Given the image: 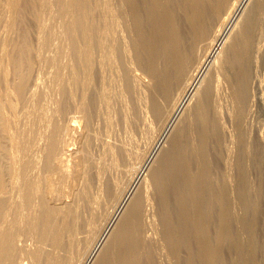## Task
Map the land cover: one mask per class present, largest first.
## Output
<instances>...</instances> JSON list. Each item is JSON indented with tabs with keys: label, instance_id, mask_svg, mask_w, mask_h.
<instances>
[{
	"label": "bare ground",
	"instance_id": "obj_1",
	"mask_svg": "<svg viewBox=\"0 0 264 264\" xmlns=\"http://www.w3.org/2000/svg\"><path fill=\"white\" fill-rule=\"evenodd\" d=\"M37 1H39V0H37ZM47 1L50 2L51 0H47ZM66 1L64 0V2H66ZM119 1L123 3V7L125 8V10H123L124 12L122 11L123 13H121V15H120L123 17L121 19H123V22L127 25L126 27L123 25L121 27L122 28L125 27L131 34L130 35L127 31V33L130 35V40L127 39L129 42L127 40H126L127 42L125 41L126 38L124 37L122 30H120L121 34L119 35V38L117 37L120 40V41L118 40L120 42V44H119L120 48H117V50L120 49L118 51H120V54L122 53L120 57L122 59V55H123V56H125V58L123 57V60L128 59L127 61H129V62H127L128 65L126 67H125V65L124 66L121 65V66L125 67V68L122 67L123 85L125 86L127 91H133V89H138V90L141 89V90H143L142 92L144 95L146 93L145 98H147V99H145V100H147V101H145V102H147L146 103L147 106L145 105L146 108L144 111H145L146 115H149L153 121H156L158 123V124L157 123L156 124L159 125V127H161V130L166 131V129H168V127L173 122L175 123V121L176 122L179 121V123L177 122V124H176L177 126L175 125V127L172 128V133H170L171 136L169 139L170 142L168 143L169 145H167L168 148L163 150L161 152V154H159L160 156H159L157 162L155 163V166L153 165L154 167H152V169L150 168L151 171L148 170L150 173L147 171L148 172L147 174H149L148 176L150 178L151 185L153 186L152 188H154V191H155V193L154 192L153 193L151 192V193L154 196L156 194V198H157V200L155 199L157 201V204H158L157 206L159 208V210L157 211L159 213H157V214L159 215L158 218H159V221L161 223L160 225L162 226V234L161 233L160 234L162 235V238L165 241L166 246H164V247H167L165 249L166 250L168 249L167 252L169 251V253H170V255H168V256L169 257L172 256V258L174 260V264H261L262 260L260 261V259L262 258V256H260V259H259L257 252L259 251L258 249L262 248V247L259 248V246H260L259 245V232H260L259 231V228H260V226H259L260 221L259 220H260V210H261L260 204H261V200H262L263 193H264V190H263V186H264L263 181L264 180H263L262 174L260 172L261 170H263V165H264V150H263L264 147H262V145H261L264 142L261 143L262 140L259 139L262 136L257 138V139H254L253 141H250V139L248 138L249 136L245 133L243 122H244L245 115H247V112L252 111V110L251 111L248 110L249 100L250 99L252 100V98H253V96L252 97L249 96V93L252 92V91L249 92V89H250L249 86H250L251 79L253 78L252 77L253 71L255 70V69L253 70V68L255 67L254 66V60L256 59L254 57V54H255L254 51H256L258 49L257 48V42L259 40L258 38L264 29V0H251V2H249V0L248 1L247 0H122V1L119 0ZM7 2H8V0H7ZM33 2H34V4H36L35 3L36 1H33ZM43 2L45 3V0ZM43 2H42V4H43ZM48 2H47V5L45 3L44 6L46 5V7H47ZM58 2H63V0L62 1L58 0ZM78 2H80V1L78 0ZM86 2H89V1H86ZM90 2H91V0H90ZM245 2L246 3L249 2V3L247 4L248 6H246L245 9L242 11V9L244 8L243 5L245 4ZM2 3L4 4L5 1L4 2L2 1ZM8 3L7 4L9 7V10L13 11L12 13L15 15V20H13L15 22L14 25H16V29H19L20 32L18 33L19 34L18 36L16 35V37H18V38L14 42H12V45H11L12 50L9 49V51H8L6 48L7 52L3 53V58L6 61V64L9 66V68H11L10 69V70H12L11 74H13V77L11 75V77L13 78L11 81L12 84L10 82L9 86H8L9 82L7 83V81H9V80H7L6 78L8 77L7 73L9 74L10 70H8L9 68L7 69V66L4 65L6 67L5 68L4 66H2L0 64V84H3V83L5 85L7 84L6 85L7 87L3 84L6 87L5 88L6 90L4 92L5 95L0 96V110H3L2 109L3 104H5L8 107L9 111L11 113H13V111H15L14 110L15 105L12 104V102H11L12 100H10V99L12 96H14V98L15 97L19 98L18 101H20L21 98L26 94V91L29 87V84L31 82V78H32V75L34 72V66H35V63L37 61L36 59H37V56L39 54L38 50H40L41 49L40 47L43 46L42 43L45 44V42H42V38H41L42 36L40 38L37 37L39 39L38 43H37L39 45V49H38V47H33L32 46L33 43L32 44L30 43V37H29L30 35L29 34L31 33L30 32L31 27L29 28V26H27L29 24V23L27 24V20L30 19V17L32 16L31 15V13L33 12L32 10L35 9V11H36L37 7L36 8L31 7L29 0L23 1L21 3V5H18V0H9ZM51 3H52V1H51ZM51 3L49 4V6L51 5ZM55 3L57 4V6H55L56 4H54L53 7H55V10H56L57 9L56 7H58V3L57 2H55ZM67 3L68 2H66L65 4L67 5ZM84 3H83V5H84ZM59 4L63 5L62 3H59ZM76 4H77V0H69V3H68L69 6H66V9H67V7L70 8V10L68 9L70 12L69 11L68 12L71 13V15L73 13V8L76 7ZM79 4L81 5V7H83L81 2L78 3V5ZM108 4H110V3H108ZM108 4H107V6H108ZM1 5L2 4L0 3V8L3 7ZM64 5H63V7H65ZM36 6H37V4H36ZM107 6L106 5L104 7L102 6V10H103V8L105 9V7L107 9ZM110 6H111V4H110ZM120 6H122V4H120ZM8 7H7V9H8ZM40 7H41V9L43 8L42 6H40ZM60 7L61 6H59L58 8H60ZM108 8H109V6H108ZM124 8H122V9H124ZM2 9H6V7L2 8ZM77 9L79 10V6ZM110 9H111V7H110ZM119 9H120V7H119ZM44 10H45V8H44ZM44 10L42 9V13ZM51 10H53V9H51ZM60 10H65V9L63 8ZM78 10L75 12L79 13ZM37 11H40V8ZM46 11H45V13L47 14ZM79 11H81V10H79ZM2 12H4V10ZM34 12H33V16L31 18L36 19V18H34ZM56 12L57 11H55L54 13H56ZM84 12H87V11H84ZM52 13L53 12L51 11L49 14L52 15ZM81 13H79V14L81 15ZM89 13H91V11ZM118 13H114V14L118 15ZM9 14H10V11H9ZM56 14H58V12ZM62 14H60V15L62 16ZM65 14H66V12H65ZM65 14L63 16H65ZM68 15H70V14H68ZM76 15H78V14H76ZM86 15L87 14H85V16ZM88 15H92V14H88ZM105 15H108V14H105ZM10 17H12V16H10ZM77 18H78V16H77ZM77 18L72 17V19H77ZM105 18H107V17H105ZM114 18H116V16L113 17V19ZM117 18H118V16H117ZM39 19H41V18H39ZM39 19L37 18V20H39ZM56 19H57V17H56ZM69 19H71V18H69ZM80 19L85 20L81 17H80ZM10 20H12V19H10ZM45 20H48V19H45ZM77 20H79V18ZM107 20L109 22L110 18ZM115 20H113V21H115ZM13 21H12V24L14 23ZM40 21H42V20H40ZM58 21L61 22V20H58ZM87 21L90 22V20H88V19H87ZM93 21H91V22H93ZM36 22H39V21H36ZM66 22H64V23L66 24L67 28L65 27V24H63V25H64V28L68 31V30H70L71 26H69L70 24L66 23ZM80 22H81V20H79L78 23H80ZM85 22H86V20H85ZM89 22H86V23H89ZM7 24H9V23H6V25ZM41 24L39 23L38 25H41ZM114 24L116 26L117 22L116 23L114 22ZM38 25H36V26H38ZM79 25L76 27V29L77 28L79 29ZM90 25H91V23H90ZM93 25H95V24L93 23ZM108 25H107V27H109ZM119 25H121V24H119ZM7 26H9V25H7ZM72 26H73V24H72ZM83 26H85V25H83ZM11 27L12 26H10V28ZM14 27H13V29H14ZM47 27H48V25H47ZM107 27H105V28H107ZM112 27H114V25ZM43 28H44V26H43ZM61 28H62V26H61ZM73 28L75 29L74 26L71 29H73ZM90 28H91V26L88 29H90ZM92 28H93V26H92ZM45 29H44V31H45ZM65 29H64L63 33L65 32L67 34ZM38 30L39 29H37V32H38ZM92 30H94V29H92ZM103 30L104 29L102 27V31ZM84 31L85 30H83V33H85ZM96 31H101V29L96 30ZM104 31H103V34H104ZM107 31H109L108 28H107ZM45 32H47V31H45ZM76 32H77V30H76ZM90 32L91 31H89L88 33H90ZM116 32H118V31H116ZM68 33H69V31H68ZM88 33H87V36L89 38L91 34L88 35ZM127 33H126V37L128 35ZM8 34H10V33L8 32ZM37 34L42 35V31L40 30V32ZM103 34H101L102 37L104 36V38H102V40L103 39L105 40V38H106L105 34L106 33L104 35ZM112 34H108V35H112ZM72 35H70V36H72ZM77 36L80 37L81 35L80 36L77 35ZM95 37L94 38L92 37V38L95 39ZM114 37L116 38V35H114ZM45 38H46V36H45ZM48 38L50 39V36ZM48 38H47V40H48ZM51 38H53V37L51 36ZM73 38H75V37H73ZM73 38H71L70 40H72ZM43 39H44V37H43ZM100 39H101V36H100ZM45 40L46 39H44V41ZM79 40H81V39H79ZM82 40H84L83 37H82ZM36 41H37V39H36ZM87 42L88 43H86V44H89L90 41H87ZM72 43L73 42H71L70 44H72ZM74 43L76 44V42H74ZM77 44H79V43H77ZM104 44H105V42H104ZM117 44H118V42H117ZM260 44H261V42H260ZM93 45H95V44H93ZM71 46H75V45H71ZM77 46H79V45H77ZM98 46H99V44H98ZM109 46H111V44ZM86 47H84V48L87 49L88 47L87 48ZM91 47H92V45L90 46V48ZM103 47H104V45H103ZM3 48L5 49V47H3ZM73 48L74 47L71 48V51ZM77 48H79V47H77ZM96 48L94 49V46H93V50H96ZM50 49H51V47H50ZM57 49H59V48H57ZM64 49H66V48H64ZM98 49L101 50V47ZM113 49H115V48H113ZM68 50H70V45H69ZM77 50H79V49H77ZM102 50H103V48H102ZM110 50H112V49H110ZM260 50H262V49H260ZM260 50H259V54H260ZM84 51H86V50H84ZM104 52H105V49H104ZM104 52L102 53V51H101V53H102L101 56H103ZM71 53L76 54V52H71ZM78 53H77V55H78ZM81 53L82 54H80V55L83 56V52H81ZM89 53H88V49H87V53H86L87 57L90 56ZM93 53H91V54H93ZM113 53H114V51L111 52V54H113ZM86 54H85V56H86ZM104 55L107 56L108 54H104ZM62 56H63V53H62ZM39 57H38V60L42 58V57H40V58ZM54 57L53 58L50 57V58H52L51 59L52 61H53V59H55ZM110 57H111V55H110ZM262 57H263V55H262ZM47 58H46V60H47ZM50 58L48 59L49 61L47 60L48 62H50ZM91 58H93V57H91ZM56 59L61 60V59H58L57 57H56ZM77 59H79V58H77ZM82 59H84V57ZM108 59H109V57H108ZM116 59H118V57ZM57 60H55V61L57 62ZM86 60L89 62L90 57H89V60L88 59H86ZM111 60L112 59L110 58V61ZM123 60H121V61H123ZM52 61H51V64H52ZM92 61H94V60H91V62ZM106 61H107V58H106ZM113 61H114V58H113ZM58 62H60V61H58ZM88 62H87L88 65L89 64L91 65L93 63V62L92 63H88ZM124 62L125 61H123V63ZM2 63H4V62H2ZM102 63H104V61ZM85 64H86V61H85ZM45 65H46V63H45ZM101 65H99L100 68L103 67V65H102V67H101ZM108 65H109V60H108ZM114 65H115V63H114ZM134 67L138 71H140L139 74L136 71L134 72V69H133ZM91 68H93V67H91ZM7 70H8V72H7ZM54 73L57 74L58 72H54ZM73 73H71V74H73ZM88 73H89V71H88ZM92 73H90V74H92ZM135 73H137V74H135ZM56 76H59V75L57 74ZM60 76L58 79L61 78ZM9 77H10V74H9ZM110 77H112V76L110 75ZM64 78H65V76H64ZM64 78H63V80H64ZM69 79H70V81L73 80V79L71 80L70 77H69ZM34 81L35 82L33 83V86H32L33 89H31L32 91L30 90V94H29V99L31 101L35 96L37 97V95L39 93L38 92L39 88L41 86V85H39L40 82L37 79ZM70 81L68 80V83ZM74 81H75V79H74ZM60 82H62V81H60ZM223 86H225L226 90L228 91L227 97H228V100L231 104V105L229 104L231 107L230 112L227 113V116H229V118L232 121L231 123L233 124V130H234V131H232V132H234L233 136H232L233 138L231 137L232 138L231 139L229 137L230 143H229V141L227 142L228 138L226 140V131L228 129H226V131H225L224 122L222 121L223 120L222 116L224 115V114L222 115V109H223L222 100H223V96H224L223 93L224 92L222 93L221 89ZM251 86H253V85H251ZM61 87H60L61 89H63V88L65 89L64 85L63 86L61 85ZM1 92H2V90H1ZM35 93H37V94L35 95ZM2 94H3V92H2ZM108 95H109V93H108ZM26 98H27V94H26ZM35 99H34V101H36ZM92 100H93V98H92ZM225 100H226V98H225ZM39 101H38V103H39ZM253 102H254V100H252V103ZM31 103H33V102H31ZM138 103H140V101H138ZM21 104H20V107H22ZM29 104H30V102H29ZM46 104H47V102H46ZM30 106L32 107V104ZM251 107L252 106H250L249 109H251ZM40 109H42V108H40ZM58 109H56L57 112L59 111ZM42 110H43L42 113L45 112L44 109H42ZM184 110H186V112ZM9 111H7V112L9 113ZM19 112L21 113V111H19ZM133 112H135V111L133 110ZM183 112L185 114L182 117L181 115L183 114ZM49 113H51V112H49ZM55 114H57V113H55ZM11 115H10V117L12 118ZM47 115H48V113H47ZM59 115H60V113H59ZM136 115H138V114H136ZM6 116L9 117L8 115H6ZM49 116H48V118H49ZM42 117H43V114H42ZM53 117H55V116H53ZM19 118H17V119H19ZM135 118H136V116H135ZM13 120L11 119V122ZM29 120H30V118H29ZM48 120L50 121V119H48ZM87 120H88V118H87ZM245 120H246V118H245ZM16 121H18V120H16ZM16 121H14V122H16ZM11 122L9 119H6L2 115V113L0 112V203L3 202L6 205L5 206L6 209L4 211L2 210L3 212L0 210L1 211V213H0V264H28V262H29L28 260L30 258L33 261L32 264H37V263H39V259L41 257H43L41 249H39V247L36 246V249L32 252L29 251L30 252L29 253L28 251L25 250L26 248L24 249L23 246L21 245L22 244L21 243V240H22L21 237H24L27 239L26 236L31 235V234H33V235L36 234L38 232V229H39L41 224H42L43 228L42 227H40V228H42L43 230H47L50 228V225L53 224L52 221H55L56 217H58V215L62 212V207L65 206L63 204L64 206L61 205L62 207L60 206L61 209H59L58 206H56L58 203L55 205L56 207H54L52 203L58 201V199L60 198L59 196H61L62 193L64 194L63 195L64 197L66 194H68V196H69L70 192L69 193H67V192H68V190L72 189L70 187L74 186L76 183L78 184V182L82 183L85 180L84 179L85 175L83 176L84 166L82 165V161H84V160H82V158H80L79 155H77V154L75 155L73 153L72 154L68 153L70 155H75V156H73V158H72L69 155L70 158H68V159H71V160L67 159V156H65L66 151L65 152L62 151L63 150L62 149L63 141L66 140V139L62 140V138H63L62 136H64L65 130H64V128H63V130L60 128H56L54 125L51 124L55 128L53 127L54 129H51V133L49 136H48V133L46 131H45V133L43 131V133L44 134L47 133V136H48V138H46L47 136L46 137L44 136V138H46V144L45 145L43 142L44 148L42 147L43 145L40 144L41 147L44 149V152H42L43 157L41 154V157H42V164L40 166L41 170L38 168L39 164L37 166H35V164L33 165L34 160L32 162L27 161L25 163L26 165L24 164L25 166H23L22 165V159H21V164H18V162L16 161V156L19 155L21 153V151L23 150V148L21 150V146L23 144H25L24 143L25 138H24L23 144L20 146L19 138H17L16 135H14L12 132H10L11 126H13V125H11ZM19 122L20 121H18V123ZM40 122H39V124H40ZM16 123H15V125H16ZM45 123H42V124H45ZM229 123H230V121H229ZM39 124H38V126H39ZM46 125H47L46 127H48V124H46ZM51 125H50V128H51ZM34 126H35V124H34ZM42 126H39V127H42ZM20 129H22V128L20 127ZM30 129L32 130V128H30ZM33 129H36V128H33ZM37 129H38V127H37ZM169 130H170V128H169ZM229 130H230V128H229ZM248 130H249V128H248ZM12 131H14V130H12ZM15 131H17V130H15ZM26 131H27V128H26ZM30 131H29V133H30ZM71 132L72 131H70V129L67 128L66 129V136L69 135V133H71ZM170 132H171V130H170ZM21 133H24V132H21ZM32 133H33V131H32ZM35 133L38 135L37 132H35ZM27 135H28V133L25 136L27 137ZM255 135H257V134H255ZM32 136H35L34 133ZM66 136H64V137H66ZM39 137H41L40 134H39L38 138ZM35 138H37V137H35ZM29 141H26V142L29 143ZM31 142L32 141H30V143ZM35 142H36V140H35ZM226 142L229 143V145H227ZM39 143H41V142L39 141ZM37 144H38V140H37ZM64 144L67 145V142L66 143L64 142ZM30 146H31V144H30ZM64 147H65V145H64ZM24 148H26V147H24ZM36 148H38V147H36ZM8 149L10 150V157L8 156V154H9ZM27 149H29V148L27 147ZM38 149H37V151H38ZM43 149H42V151H43ZM31 150H32V148H31ZM11 151H12V154H11ZM34 151H35V153L37 152L35 149H34ZM32 152H33V150H32ZM71 152H72V150H71ZM122 152H124V151H122ZM25 154H26V152H25ZM25 154H23V155H25ZM32 155H33V153H32ZM34 156H33V158H34ZM123 156H125V155H123ZM18 158H17V160H20V158L19 159ZM121 158H123V157H121ZM37 159H38V156H37ZM2 160H4V161H2ZM7 160H9L8 163H6ZM26 160L27 159H25V161ZM28 160H30L29 157H28ZM8 169H10V170H8ZM138 170H140V169H138ZM253 170H255L257 173V179H256L257 182H255L251 178V171H253ZM12 171H13L12 177L8 178L9 173H11ZM10 176H11V174H10ZM100 177H99V175H98V177H96L98 179L99 183H100ZM132 178H133V176H132ZM137 178H138V176H137ZM137 181H139V180H137ZM146 182L144 183L145 188L143 187L145 190L143 189L144 191L136 193L137 195H134L130 199V201L128 202L123 216L121 217L119 222H117V224L115 225L114 231L112 230L113 232H111L112 234H111V236H109L110 238H108L109 240H107L108 241L107 244L106 245L104 244L105 247L103 246L104 249L100 250L102 252L98 253L99 256L97 255L98 258L96 257L97 260L94 262V264H156V261H154V259L149 254V252L147 254V252H146L147 250L145 251V249H144V247L146 245H144L145 240L142 238L143 235L142 236L139 235V231H140L139 227L141 224L140 219L143 218V216L145 214L144 207H145L146 212H147L146 207H149V205L152 204V203L148 202L149 199H151V198H149L147 196V192H149V191L146 192V190H148V188H146ZM127 183H130V179H129V182H127ZM87 185H89V184H87ZM130 185L128 184L126 186L130 187ZM80 186H82V185L80 184ZM80 186L78 185L76 187L80 188ZM117 186L118 185H115V184H111L110 186H108L109 191H108V189H107V191L109 193L107 192L108 193L107 195L110 196L114 193H117V192H115V190L117 189ZM129 187H128V189H129ZM87 188L89 189L90 186H88ZM152 188L150 187L151 190H153ZM118 189H120V186H118ZM128 189L124 188V190H127V191H128ZM140 189H142V188H140ZM124 190H122V191H124ZM77 192H79V191H77ZM77 192L75 194H78ZM71 195H72V192H71ZM149 195H150V193H149ZM63 196H61L62 197L61 200H63ZM115 196H116V194H115ZM118 196H116V197H118ZM111 197H113V195ZM119 198H120V196H119ZM126 198H127V196H126ZM117 200H118V198H117ZM121 200L122 199H120V201ZM64 201H65V198H64ZM94 201H93V203H94ZM113 201H114V199L112 200V202ZM120 201L118 200V201H116V203L118 202L117 204L119 205ZM90 204L92 205V203H90ZM117 204H116V206H117ZM91 205H90V207H91ZM100 205H101V203H100ZM153 205H154V203H153ZM1 206H2V204H1ZM66 206H67V204H66ZM0 208H3V207H0ZM79 208H81V207H78V209ZM115 208H117V207H115ZM68 209H70V208L67 207V210ZM72 209H73V207H72ZM72 209L70 211H72ZM73 212H75V211H73ZM83 214H85V213H83ZM68 215L71 218L74 217L73 216L74 214L73 215L68 214ZM145 216H146V214H145ZM63 217H64V215H63ZM57 219H59V218H57ZM66 219H67V217H66ZM70 219H68L69 222H71ZM73 219L76 220L75 218H73ZM90 220H91V218H90ZM65 221L66 220H64V223H65ZM92 221H93V219H92ZM56 222H58V220L55 221L54 223H56ZM61 222H63L62 219H61ZM64 223H61V224H64ZM72 223H73V221H72ZM88 223H89V221H88ZM88 223H86V224H88ZM237 223L239 224V226ZM236 224L238 227L241 226V230L242 231L244 230V232L249 237V238H246V240L249 241V243H247V244H250V246L248 245V247L251 248L249 250H252L251 251L252 253L250 255V258L246 259V260L241 258L242 254H241V256L238 255V253L240 254L239 251L241 249L242 243L241 244L239 243L240 239L238 237L240 234L237 237L238 232L236 233V231L239 229L236 230V228H237ZM65 225H66V223H65ZM75 225L76 224H74V226ZM78 225H79V223H78ZM143 225H144V223H143ZM58 226H60V225H58ZM62 226H64V225H62ZM54 227H57V225L54 224V226L52 228H54ZM67 227H69V224ZM105 227H107V226H105ZM44 228H46V229H44ZM142 228H143V226H142ZM142 228H141V230H142ZM42 229H41V231H42ZM64 229H66V228H64ZM50 230H51V228H50ZM60 230H61V228L60 229H59V227L56 228V231L54 233L55 236H53V237H55V238H53V239H55L53 241H55L56 243L54 242V246L52 245L53 248L49 247L52 249L51 255L48 253L52 257V258H50L51 259L49 261L50 263L48 262L49 264H59V262H61L59 260V256H58V255H60V254H58V253H60V252H58L60 250V249L58 250L59 243L63 241V240L60 241V237H61L60 236ZM74 230L76 231V229H74ZM41 231H40V233H41ZM52 231H53V229H52ZM101 231H100V233H102ZM44 232L45 231H43V233ZM40 233H38V234H40ZM43 233H42V235H43ZM47 233H44V234L47 235L46 237L48 239ZM52 233L50 235H52ZM67 233H68V231L66 232V234ZM87 233L91 234V232H89V230H87ZM239 233H240V231H239ZM90 234H88V235H90ZM44 236L42 237V239L46 238ZM62 236H66V235L63 234ZM241 236H242V234H241ZM78 237L80 238L79 234H78ZM78 237H75L74 235H71L68 237V241H66L67 242L66 245L70 250H71L72 245L74 244L72 242H74L76 240V238L78 239ZM159 237H161V236H159ZM96 238H98V237H96ZM63 239H64V241L67 240V239H65V237H63ZM238 239H239V241H238ZM49 240H50V238H49ZM90 240L88 238V241H90ZM98 240H99V238H98ZM100 240H101V238H100ZM48 242H50V241H48ZM82 242H84V241H82ZM93 242L96 243L97 241L95 242V239H94ZM146 242H148V240ZM50 243L53 244L52 241ZM84 243L86 244V241ZM94 243L93 244L91 243V244L94 246L95 245ZM97 243H99V242H97ZM39 244H40V241H39ZM62 244L63 243H61V245ZM76 244H74V245L76 246ZM242 245H244V244H242ZM62 246H64V245H62ZM62 246H61V248H62ZM75 246H74V248H75ZM97 246H99V245H97ZM43 247H44V245H43ZM245 247H246V242H245ZM95 249H96V247H95ZM66 250H67V248H66ZM261 250L262 249H260V251ZM49 251H51V250H49ZM61 251H62V249H61ZM76 251H77V249H76ZM148 251H149V249H148ZM242 252H245V251H242ZM45 253H47V252L45 251ZM65 254H67V252ZM70 254H72V253H70ZM85 254L87 255L88 253H85ZM231 254H235L238 257L236 256L235 260L229 261L228 256ZM246 254H247V252H246ZM261 254H262V252H261ZM73 255L75 257V253ZM82 256H84V254H82L81 257ZM88 257H89V254H88ZM245 257H246V255H245ZM64 258H65V255H64ZM44 259H46V258L43 257V262L45 261ZM84 259H86V258H84ZM89 259H90V257H89ZM31 260H30V262H31ZM86 260H88V259H86ZM86 260H84V261H86ZM90 260L94 261L93 259H90ZM40 262H41V260H40ZM80 262H78V263L82 264ZM167 262H168V260H167ZM68 263H69V259H68ZM85 263L87 264L88 261L84 262V264ZM63 264H64V261H63ZM74 264H77V263H74Z\"/></svg>",
	"mask_w": 264,
	"mask_h": 264
},
{
	"label": "rangeland",
	"instance_id": "obj_2",
	"mask_svg": "<svg viewBox=\"0 0 264 264\" xmlns=\"http://www.w3.org/2000/svg\"><path fill=\"white\" fill-rule=\"evenodd\" d=\"M2 1L4 2L5 1V3L3 4L2 3ZM23 1H25V0H18V5H21V3L23 2ZM28 1V0H27ZM33 1H36L35 3L37 4V6H36V4H34V2ZM44 1V0H43ZM42 0H39V1H37V0H29V3H30V5H31V7H39L40 8V11H37V10H39V8L37 9L36 8V11H35V9L34 10H32L33 12H34V18H36V19H33V18H31L32 16H33V12L31 13V17H30V19H28L27 20V26H29V28L31 27V33L29 34L30 36V43L32 44V46L33 47H38V49H39V45L37 44L38 43V38H40L41 36V38H42V42H45V44L44 43H42L43 44V46H41L40 48L42 49H40V50H38V56H37V61H36V63H35V66H34V72H33V75H32V78H31V82H30V84H29V87H28V89H27V91H26V94H27V98H26V94L21 98V100L20 101H18L19 100V98H14V96H12L11 97V99L10 100H12L11 102H12V104H14L15 105V107H14V110L15 111H13V113H11L10 111H9V109H8V107L5 105V104H3V110H0V112L2 113V115L6 118V119H9L10 120V122H11V119L13 120L12 122H11V125H13V126H11V131L10 132H12L14 135H16V137L17 138H19V144H20V146L23 144V142H24V138H25V144H23L22 146H21V150H22V148H23V150L21 151V155L19 154V155H15L16 156V161L18 162V164H21V159H22V165L23 166H25L26 164V162L28 161V162H32L33 160H34V163H33V165L35 164V166H37L38 164H39V166H38V168L41 170V164H42V157H43V154H42V152H44V145L46 144V138H48V136L50 135V133H51V129H54L55 127L56 128H60V129H62L63 130V128H64V130H65V133H64V136H66V129L67 128H69L70 129V131H72L71 133H69V135H67L66 137H64V136H62L63 138H62V140H64V139H66V140H64L63 141V147H62V151L63 152H65V156H67V159L68 158H70V156L73 158V156H75L76 154L77 155H79V157L80 158H82V160H84V161H82V165L84 166V170H83V176L85 175V177H84V183L82 184L81 182H78V184L76 183L75 185L76 186H80V184L82 185V186H80V188L79 187H76L75 185L74 186H72V187H70V188H72L71 190H68V192L67 193H69L70 192V194H69V196L71 197H69L68 196V194H66L65 195V197L63 196L64 194L62 193L61 194V196H63V200H61V196H59L60 198L58 199V201H56V202H54V203H52L53 204V206L54 207H56V206H58V208L59 209H61L60 208V206L61 205H63L64 207H62V212L58 215V217H56V219H55V221H57L58 220V222H56V223H54L55 221H52V223L53 224H51L50 225V228H51V230H50V228L49 229H47V230H43L42 228V224L40 225V227H42V228H40L39 227V229H38V232L36 233V234H31V235H28V236H26L27 237V239L26 238H24V237H21V245L23 246V248L26 250V251H30V252H32V251H34L35 249H36V246L37 247H39V249H41V252H42V254H43V257H45L46 259H44L45 261V263L43 262V257H41L40 259H39V263L40 264H49L50 262V258H52L50 255H51V252H52V249L51 248H53L52 247V245L54 246V242L55 241H53V240H55V239H53V238H55V237H53V236H55V231H56V228H58L59 227V229L61 228V230H60V241H64V239H63V237H65V239H67V240H65L64 242L62 241V242H60L59 243V247H58V252H60V253H58V254H60V255H58L59 256V260L62 262H59V264H63V261H64V264H67L68 263V259H69V263L68 264H74V263H77V264H79L78 262H80V263H82V264H84V262H86V261H88V263L87 264H94V262L97 260L96 259V257L98 258V253H101L102 251H100V250H103L104 249V247H105V245L107 244V240H109L108 238H110L109 236H111V232H113L114 231V229H115V225L117 224V222H119V220L121 219V217L123 216V214H124V212H125V210H126V207H127V204H128V202L130 201V199L134 196V195H137L136 193H138V192H141V191H144L145 189V186H144V183L146 182V188H148V190H146V192L147 191H149V192H147V196L149 197V198H151V199H149V203H152V204H150L149 205V207H146L147 208V212H146V209H145V207H144V210H145V214H146V216H145V214H144V216H143V218H141L140 220V227H139V235L140 236H142V238L145 240V243H144V245H146L145 247H144V249H145V251L147 252V254H148V252H149V254L152 256V258L154 259V261H156V264H174V260H173V258H172V256L171 257H169L168 255H170V253H169V251L167 252V250L165 249V248H167V247H164V246H166V244H165V241L163 240V238H162V226L160 225L161 223H160V221H159V218H158V214L157 213H159V212H157L158 210H159V208H158V204H157V198H156V194H155V196L152 194L153 192L155 193V191H154V188H152L153 186L151 185V182H150V178H149V174H147L149 171H151V169H152V167H154L155 166V163L157 162V160H158V158H159V154H161V152L163 151V150H165V149H167L168 147H167V145H169L168 143L170 142L169 141V139H170V136H171V134L170 133H172V128L173 127H175V125L177 124V122L179 123V121H175V123L173 122L169 127H168V129H166V131H164V130H161V127H159V125H157L158 123L156 122V121H153L151 118H150V116L149 115H146V113H145V108H146V103L147 102H145V101H147V100H145V99H147V98H145L146 96V93H145V95L143 94V90H141V89H133V91H127L126 90V88H125V86L123 85V82H122V67L125 65V67L128 65L127 64V62H129V61H127L126 59L125 60H123V57L125 58V56H123L122 55V59H121V54H120V51H118V50H120V49H118L117 50V48H120L119 46V44H120V40L118 39L119 38V35L121 34L120 32V30H122V33L124 34V37L126 38L125 39V41L127 40V39H129L130 40V32L125 28L127 25L123 22V19H121V18H123L122 16H120L121 15V13H123L124 11L123 10H125V8L123 7V3L122 2H120L119 0H91V2H90V0H79L80 2H81V4L83 5V3H84V5H83V7H81V5L79 4L78 5V3H80V2H78V0H77V4H76V7H74L73 8V13H72V15H71V13H69L70 11V8H68L67 7V9H66V6H69L68 5V3H69V0H65L66 2H68L67 3V5L65 4L66 2H64V0H63V2H58V0H51L52 1V3H51V1L50 2H48L47 0H45V3H46V5H47V2H48V6L46 7V5L44 6V2H43ZM62 1V0H61ZM86 1H89V2H86ZM122 1V0H121ZM248 1V0H247ZM246 1V2H247ZM8 2H9V0H8ZM7 2V0H1L0 1V3L2 4L1 6H3L2 8H5L6 7V9H7V7H8V3ZM39 2V3H38ZM41 2V3H40ZM42 2H43V4H42ZM55 2H57L58 3V7L59 6H61L60 8H58V7H56L57 9L55 10V7H53L54 6V4H56ZM103 2V3H102ZM106 4H105V3ZM245 2V4L243 5V9H242V11L245 9V7L246 6H248L247 4L249 3V2H251V0H249V2L248 3H246ZM8 3V4H7ZM51 3V5L49 6V4ZM59 3H62L65 7H63V5H60ZM108 3H110L111 4V6H110V4H108ZM42 6L43 8V10H44V8H45V10L43 11V13H42V9H41V7L39 6ZM90 6H89V5ZM107 4H108V6H109V8H108V6H107ZM120 4H122V6H120ZM5 5V6H4ZM79 6V10H81V11H79L77 8H78V6ZM86 5V6H85ZM88 5V6H87ZM95 5V6H94ZM107 6V9H106V7H105V9L103 8V10H102V6L104 7V6ZM55 6H57V4L55 5ZM52 7V8H51ZM66 10H60V9H63V8ZM92 7V8H91ZM110 7H111V9H110ZM119 7H120V9H119ZM124 8V9H122V8ZM2 8H0V52L2 53H0V64L2 65V66H7V69L9 68V66L6 64V61L4 60V58H3V53L4 52H7V50L9 51V49L10 50H12V42H14L18 37H16V35L18 36L19 34V29H16V25H14L15 24V22L13 21V20H15V15L12 13L13 11H11V10H9V7H8V9L6 10V9H2ZM32 8V9H33ZM47 8V9H46ZM87 10H86V9ZM51 9H53V10H51ZM59 9V10H58ZM69 9V10H68ZM83 9V10H82ZM94 9V10H93ZM117 9V10H116ZM122 9V10H121ZM247 9V8H246ZM4 10V12H2V11ZM6 10V11H5ZM47 10V11H46ZM50 10V11H49ZM57 11L58 12V14H56V13H54L55 11ZM78 10V12L79 13H81V15L79 14V13H77V12H75V11H77ZM106 10V11H105ZM111 10V11H110ZM117 12H116V11ZM9 11H10V14H9ZM45 11L47 12V14L45 13ZM53 12L52 13V15L51 14H49L50 12ZM66 12V14H65V12ZM69 11V12H68ZM84 11H87V12H84ZM91 11V13H89ZM106 13H105V12ZM123 11V12H122ZM241 11V12H242ZM38 12V13H37ZM84 12V13H83ZM110 12V13H109ZM119 12V13H118ZM240 12V13H241ZM7 13V14H6ZM63 13V14H62ZM94 13V14H93ZM114 13H118V15L117 14H114ZM13 14V15H12ZM38 14V15H37ZM60 14H62V16L60 15ZM65 14V16H63ZM68 14H70V15H68ZM76 14H78V15H76ZM85 14H87L86 16H85ZM88 14H92V15H88ZM105 14H108V15H105ZM116 16V18H114L113 19V17H115L114 15ZM42 15V16H41ZM50 15V16H49ZM57 17V19H56V17ZM76 15V16H75ZM80 15V16H79ZM10 16H12V17H10ZM38 16V17H37ZM70 16V17H69ZM75 16V17H74ZM77 16H78V18H79V20H81V22L80 23H78L79 22V20H77L78 18H77ZM90 16V17H89ZM104 16V17H103ZM111 16V17H110ZM117 16H118V18H117ZM45 17V18H44ZM67 17V18H66ZM72 17L73 18H77V19H72ZM80 17L81 18H83V19H85L86 17V22H89V21H87V19L88 20H90V22L89 23H86L85 22V20H82V19H80ZM92 17V18H91ZM105 17H107V18H105ZM110 18V20H109V22H108V20L107 19H109ZM238 17V16H237ZM241 17V16H240ZM7 18V19H6ZM29 18V17H28ZM37 18L39 19V18H41V19H39V20H37ZM67 20H66V19ZM69 18H71V19H69ZM91 18V19H90ZM94 18V19H93ZM104 18V19H103ZM10 19H12V20H10ZM45 19H48V20H45ZM64 19V20H63ZM115 20V21H113V20ZM240 19V18H239ZM238 19V20H239ZM34 20V21H33ZM40 20H42V21H40ZM46 22H45V21ZM51 20V21H50ZM54 20V21H53ZM58 20H61V22L60 21H58ZM67 22H66V21ZM74 20V21H73ZM94 20V21H93ZM119 20V21H118ZM3 21V22H2ZM11 23H10V22ZM12 21L14 22L13 24H12ZM36 21H39V22H36ZM49 21V22H48ZM66 22V23H69L70 25L69 26H71V28L74 26L75 27V29L73 28V29H71L70 28V30H68L69 31V33H68V31L64 28V25L63 24H65L64 22ZM78 23H76V22ZM91 21H93V22H91ZM113 21V22H112ZM122 21V22H121ZM63 22V23H62ZM72 22V23H71ZM75 22V23H74ZM85 22V23H84ZM108 22V23H107ZM114 22L116 23L117 22V25L115 26V24H114ZM6 23H9V24H7V25H9V26H7L6 25ZM40 23H42L41 25H38V24ZM62 23V24H61ZM90 23H91V25H90ZM93 23L95 24V25H93ZM112 23V24H111ZM11 24V25H10ZM72 24H73V26H72ZM80 24V25H79ZM87 24V25H86ZM109 26V27H107V25ZM119 24H121V25H119ZM125 24V25H124ZM34 25V26H33ZM36 25H38V26H36ZM47 25H48V27H47ZM50 25V26H49ZM79 25V29L77 28L76 29V27ZM83 25H85V26H83ZM106 25V26H105ZM114 25V27H112ZM125 26V27H121V26ZM10 26H12L11 28H10ZM15 26V27H14ZM43 26H44V28H43ZM61 26H62V28H61ZM87 26V27H86ZM91 26V28L90 29H88L89 27ZM92 26H93V28H92ZM119 26V27H118ZM9 27V28H8ZM13 27H14V29H13ZM36 27V28H35ZM65 27H66V24H65ZM95 27V28H94ZM102 27H103V29L105 30H103L104 31V34L106 35L105 37L107 38H105V40L103 39L102 40V38H104V36L102 37V35L101 34H103V31H102ZM105 27H107L108 28V30L109 31H107V28H105ZM118 27V28H117ZM121 27V28H120ZM7 28V29H6ZM47 30H46V29ZM67 28V27H66ZM84 28V29H83ZM86 28V29H85ZM97 28V29H96ZM14 31H13V30ZM37 29H39L38 30V32H37ZM44 29H45V31H47V32H45L44 31ZM50 29V30H49ZM54 29V30H53ZM62 29V30H61ZM64 29H65V31L67 32V34L64 32L63 33V31H64ZM92 29H94V30H92ZM101 29V31H96V30H100ZM119 29V30H118ZM40 30L42 31V35H39V34H37V33H39L40 32ZM57 30V31H56ZM76 30H77V32H76ZM79 30V31H78ZM82 30V31H81ZM83 30H85L84 32L85 33H83ZM87 30V31H86ZM124 30V31H123ZM11 31V32H10ZM53 31V32H52ZM60 31V32H59ZM89 31H91L90 33H88ZM96 31V32H95ZM116 31H118V32H116ZM126 31V32H125ZM127 31H128V33L130 34H128L127 33ZM8 32L10 33V34H8ZM45 32V33H44ZM51 34H50V33ZM55 32V33H54ZM57 32V33H56ZM77 34H76V33ZM93 32V33H92ZM125 32V33H124ZM263 32V33H262ZM261 32V34H260V36H259V40H258V42H257V50L256 51H254L255 52V54H254V57L256 58L255 60H254V68H253V75H252V79H251V82H250V86H249V92L250 91H252V92H250L249 93V96H253V98H252V100H254V104L252 103V100L250 101L249 100V107H248V110H252L251 112H247V115H245V118H246V120H245V118H244V122H243V126H244V129H245V133L249 136L248 138L250 139V141H253L254 139H257V138H259V137H261V138H259V139H261L260 141H261V143H263L264 142V29H263V31ZM12 33V34H11ZM17 33V34H16ZM50 36V39L48 38L49 36L47 35V34ZM80 33V34H79ZM83 33V34H82ZM87 33H88V35H90V37L92 36L93 38L95 37V39H93L92 37V39L89 37L88 38V36H87ZM101 33V34H100ZM113 33V34H112ZM118 33V34H117ZM126 33L128 34L127 35V37H126ZM15 34V35H14ZM44 34V35H43ZM56 34V35H55ZM62 34V35H61ZM66 34V35H65ZM74 36H73V35ZM85 34V35H84ZM103 34V35H104ZM108 34H112V35H108ZM10 35V36H9ZM65 35V36H64ZM70 35H72V36H70ZM76 35V36H75ZM77 35H81L80 37H78ZM83 35V36H82ZM94 35V36H93ZM114 35H116V38L114 37ZM263 35V36H262ZM45 36H46V38H45ZM51 36L53 37V38H51ZM56 36V37H55ZM100 36H101V39H100ZM113 36V37H112ZM7 37V38H6ZM12 39H11V38ZM38 37V38H37ZM43 37H44V39H46L45 41H44V39H43ZM73 37H75V38H73ZM77 37V38H76ZM82 37H83V39L84 40H82ZM85 37V38H84ZM98 37V38H97ZM110 39H109V38ZM118 37V38H117ZM47 38H48V40H47ZM71 38H73L72 40H70ZM112 38V39H111ZM114 38V39H113ZM11 39V40H10ZM36 39H37V41H36ZM53 39V40H52ZM63 41H62V40ZM79 39H81V40H79ZM99 39V40H98ZM70 40V41H69ZM74 40V41H73ZM76 40V41H75ZM78 40V41H77ZM94 40V41H93ZM98 40V41H97ZM101 40V41H100ZM107 40V41H106ZM119 40V41H118ZM11 41V42H10ZM32 41V42H31ZM48 41V42H47ZM85 41V42H84ZM87 41H90L89 42V44H86V43H88ZM97 41V42H96ZM105 42V44H104V42ZM128 41V40H127ZM126 41V42H127ZM71 42H73L72 44H70ZM74 42H76V44L74 43ZM85 44H84V43ZM102 42V43H101ZM110 42V43H109ZM117 42H118V44H117ZM129 42V41H128ZM260 42H261V44H260ZM3 43V44H2ZM11 43V44H10ZM77 43H79V44H77ZM95 44V45H93V44ZM101 43V44H100ZM6 44V45H5ZM36 44V45H35ZM58 44V45H57ZM70 45V50H68L69 49V45ZM98 44H99V46L101 47V50L100 49H98V48H100L99 46H98ZM104 45V47H103V45ZM111 44V46H109ZM66 45V46H65ZM71 45H75V46H71ZM77 45H79V46H77ZM84 45V46H83ZM92 45V47L90 48V46ZM102 45V46H101ZM109 47H108V46ZM115 45V46H114ZM56 46V47H55ZM68 46V47H67ZM88 48H87V47ZM93 46H94V49L96 48V50H93ZM259 46V47H258ZM263 46V47H262ZM3 47H5V49L3 48ZM10 47V48H9ZM50 47H51V49H50ZM72 47H74L73 49H72V51H71V48ZM77 47H79V48H77ZM82 47V48H81ZM84 47H86L87 49H88V53H89V55L90 56H88L87 57V49H85ZM6 48H7V50H6ZM49 48V49H48ZM57 48H59V49H57ZM64 48H66V49H64ZM102 48H103V50H102ZM113 48H115V49H113ZM3 49V50H2ZM77 49H79V50H77ZM104 49H105V52H104ZM110 49H112L113 51H114V53L113 54H111V52H113L112 50H110ZM260 49H262V50H260ZM83 50V51H82ZM84 50H86V51H84ZM93 50V51H92ZM259 50H260V54H259ZM65 51V52H64ZM92 51V52H91ZM101 51H102V53L104 52V54H108L107 56L106 55H104L103 54V56H101L102 55V53H101ZM108 53H107V52ZM67 52V53H66ZM71 52H76V54L75 53H71ZM79 52V53H78ZM81 52H83V56L82 55H80V54H82ZM94 52V53H93ZM253 52V53H254ZM62 53H63V56H62ZM70 53V54H69ZM77 53H78V55H77ZM91 53H93V54H91ZM116 53V54H115ZM262 53V54H261ZM56 54V55H55ZM85 54H86V56H85ZM53 55V56H52ZM72 55V56H71ZM80 55V56H79ZM110 55H111V57H110ZM113 55V56H112ZM262 55H263V57H262ZM42 57L41 59H39L38 60V57ZM55 56V57H54ZM62 56V57H61ZM76 56V57H75ZM102 58H101V57ZM105 56V57H104ZM5 57V56H4ZM39 57V58H40ZM48 57V58H47ZM50 57H54L55 59H53V61L51 60L52 58H50ZM56 57L58 58V59H61V60H57L56 59ZM65 57V58H64ZM84 57V59H82ZM86 57V58H85ZM89 57H90V60H89ZM91 57H93V58H91ZM105 59H104V58ZM108 57H109V59H108ZM118 57V59H116ZM45 58V59H44ZM46 58H47V60L50 58V62H48L47 60H46ZM63 58V59H62ZM68 58V59H67ZM70 58V59H69ZM76 58V59H75ZM77 58H79V59H77ZM106 58H107V61H106ZM110 58L112 59L111 61H110ZM113 58H114V61H113ZM263 58V59H262ZM3 59V60H2ZM44 61H43V60ZM72 59V60H71ZM86 59H88L89 60V62L86 60ZM55 60H57V62L55 61ZM91 60H94V61H92L91 62ZM100 60V61H99ZM108 60H109V65H108ZM116 60V61H115ZM121 60H123V61H125L124 63H123V61H121ZM51 61H52V64H51ZM58 61H60V62H58ZM66 61V62H65ZM79 61V62H78ZM85 61H86V64H85ZM104 61V63H102ZM2 62H4V63H2ZM54 62V63H53ZM73 64H72V63ZM87 62L88 63H92L91 65L89 64H87ZM111 62V63H110ZM45 63H46V65H45ZM48 63V64H47ZM62 63V64H61ZM100 63V64H99ZM114 63H115V65H114ZM58 64V65H57ZM61 64V65H60ZM64 64V65H63ZM85 64V65H84ZM103 65V67H102V65ZM105 64V65H104ZM117 64V65H116ZM37 65V66H36ZM74 65V66H73ZM87 65V66H86ZM99 65H101V67L102 68H100V66ZM119 65V66H118ZM121 65H123V66H121ZM4 66V67H5ZM84 66V67H83ZM41 67V68H40ZM53 67V68H52ZM56 67V68H55ZM61 67V68H60ZM74 67V68H73ZM90 67V68H89ZM91 67H93V68H91ZM119 67V68H118ZM125 67H123V68H125ZM6 68V67H5ZM60 68V69H59ZM73 68V69H72ZM88 68V69H87ZM109 68V69H108ZM11 68H9L8 70H10ZM47 69V70H46ZM62 69V70H61ZM89 71V73H88V71ZM121 69V70H120ZM134 69V72L136 71L138 74L140 73V71H138L135 67L133 68ZM132 69V70H133ZM136 69V70H135ZM8 70H7V72H8ZM64 70V71H63ZM73 70V71H72ZM11 71L12 70H10L9 71V74H10V77H9V74L7 73V76L9 77H7L6 79L7 80H9V81H7V83H8V86H9V84H10V82L12 81V77H13V74H11ZM119 71V72H118ZM44 72V73H43ZM47 72V73H46ZM54 72H58L57 74L61 77L60 79H58L59 78V76H56L57 74L56 73H54ZM73 73V74H71V73ZM93 72V73H92ZM114 72V73H113ZM63 73V74H62ZM68 73V74H67ZM90 73H92V74H90ZM101 73V74H100ZM121 73V74H120ZM137 73H135V74H137ZM88 74V75H87ZM90 74V75H89ZM11 75H12V77H11ZM35 75V76H34ZM41 75V76H40ZM71 75V76H70ZM73 75V76H72ZM110 75L112 76V77H110ZM118 75V76H117ZM39 76V77H38ZM64 76H65V78H64ZM67 76V77H66ZM86 76V77H85ZM255 76V77H254ZM69 77L71 78V80L72 81H70V79H69ZM39 78V79H38ZM53 78V79H52ZM57 78V79H56ZM63 78H64V80H63ZM77 78V79H76ZM110 78V79H109ZM120 78V79H119ZM38 80L40 83H39V85H41L40 86V88H39V93H38V95H37V97L35 96L33 99H32V101L29 99V94H30V90L31 89H33V83L35 82L34 80ZM62 79V80H61ZM74 79H75V81H74ZM89 79V80H88ZM115 79V80H114ZM54 80V81H53ZM62 81V82H60V81ZM68 80L70 81L69 83H68ZM58 81V82H57ZM74 81V82H73ZM109 81V82H108ZM254 81V82H253ZM93 82V83H92ZM122 82V83H121ZM57 83V84H56ZM66 83V84H65ZM4 84V83H3ZM3 84H0V96H4L5 95V88L7 87L5 84V86L3 85ZM11 84H12V82H11ZM31 85V86H30ZM61 85L63 86H65V89L63 88V89H61L62 87H61ZM251 85H253V86H251ZM95 86V87H94ZM61 87V88H60ZM110 87V88H109ZM225 86H223L222 87V89H221V92L223 93V100L225 101H223L222 100V103H223V109H222V118H223V122H224V126H225V131H226V129H228L227 131H226V140H227V138H228V140H227V142L229 141V143H230V138L233 136V133L234 132H232V131H234L233 130V124L231 123L232 121H231V119L229 118V116H227V113H229L230 112V109H231V107H230V102H229V100H228V97H227V90H226V87L224 88ZM253 87V88H252ZM4 88V89H3ZM50 88V89H49ZM59 88V89H58ZM81 88V89H80ZM84 88V89H83ZM89 88V89H88ZM55 89V90H54ZM68 89V90H67ZM71 89V90H70ZM86 89V90H85ZM125 89V90H124ZM1 90H2V92H3V94H2V92H1ZM60 90V91H59ZM63 90V91H62ZM73 90V91H72ZM138 90V91H137ZM29 91V92H28ZM32 91V90H31ZM48 91V92H47ZM28 92V93H27ZM41 92V93H40ZM50 92V93H49ZM128 92V93H127ZM133 92V93H132ZM37 93H35V95L37 94ZM44 93V94H43ZM61 93V94H60ZM104 93V94H103ZM108 93H109V95H108ZM41 94V95H40ZM125 94V95H124ZM142 94V95H141ZM44 95V96H43ZM95 95V96H94ZM123 95V96H122ZM226 95V96H225ZM141 96V97H140ZM143 96V97H142ZM250 97V98H251ZM3 98V97H2ZM24 98V99H23ZM36 98V99H35ZM92 98H93V100H92ZM108 98V99H107ZM225 98H226V100H225ZM27 101H26V100ZM34 99L36 100V101H34ZM42 101H41V100ZM100 99V100H99ZM108 101H107V100ZM128 99V100H127ZM139 99V100H138ZM14 100V101H13ZM23 100V101H22ZM25 100V101H24ZM30 100V101H29ZM40 100V101H39ZM60 100V101H59ZM144 100V101H143ZM30 102V104H29V102ZM38 101H39V103H38ZM96 101V102H95ZM134 101V102H133ZM138 101H140V103H138ZM143 101V102H142ZM227 101V102H226ZM17 102V103H16ZM28 102V103H27ZM31 102H33V103H31ZM35 102V103H34ZM46 102H47V104H46ZM145 102V103H144ZM16 103V104H15ZM22 103V104H21ZM38 103V104H37ZM45 103V104H44ZM20 104H21V106L22 107H20ZM32 104V107L30 106ZM37 104V105H36ZM108 104V105H107ZM141 104V105H140ZM230 104V105H229ZM252 104V105H251ZM13 105V106H14ZM26 105V106H25ZM41 105V106H40ZM46 105V106H45ZM58 105V106H57ZM131 107H130V106ZM145 107H144V106ZM226 105V106H225ZM228 105V106H227ZM19 106V107H18ZM36 106V107H35ZM44 106V107H43ZM48 106V107H47ZM63 106V107H62ZM94 106V107H93ZM104 106V107H103ZM124 106V107H123ZM250 106H252L251 107V109H249L250 108ZM17 107V108H16ZM39 107V108H38ZM47 107V108H46ZM89 107V108H88ZM6 108V109H5ZM36 108V109H35ZM40 108H42V109H44V111L45 112H43L42 113V109H40ZM59 108V109H58ZM93 108V109H92ZM134 108V109H133ZM136 108V109H135ZM143 108V109H142ZM51 109V110H50ZM56 109H58L59 111V113H60V115H59V113L57 112V110ZM17 110V111H16ZM33 110V111H32ZM56 110V111H55ZM133 110L136 112H133ZM143 110V111H142ZM225 110V111H224ZM6 111V112H5ZM7 111H9V113L7 112ZM19 111H21V113L19 112ZM35 111V112H34ZM141 111V112H140ZM185 112H186V110H184ZM19 114H18V113ZM33 112V113H32ZM49 112H51V113H49ZM57 113V114H55V113ZM63 112V113H62ZM94 112V113H93ZM256 112V113H255ZM17 115H16V114ZM26 113V114H25ZM28 113V114H27ZM41 113V114H40ZM46 113V114H45ZM47 113H48V115H47ZM250 113V114H249ZM12 114V115H11ZM15 114V115H14ZM24 116H23V115ZM30 114V115H29ZM42 114H43V117H42ZM51 114V115H50ZM122 114V115H121ZM136 114H138V115H136ZM185 113L183 112V114L181 115L182 117H183V115H184ZM6 115H8L9 117H7ZM10 115L12 116V118L10 117ZM27 115V116H26ZM35 115V116H34ZM50 115V116H49ZM253 115V116H252ZM17 116V117H16ZM21 116V117H20ZM23 116V117H22ZM27 118H26V117ZM39 116V117H38ZM48 116H49V118H48ZM53 116H55V117H53ZM135 116H136V118H135ZM145 116V117H144ZM149 116V117H148ZM257 116V117H256ZM20 117V118H19ZM38 117V118H37ZM47 117V118H46ZM60 119H59V118ZM72 117V118H71ZM141 117V118H140ZM181 117V118H182ZM17 118H19V119H17ZM23 120H22V119ZM29 118H30V120H29ZM36 118V119H35ZM40 118V119H39ZM53 118V119H52ZM58 118V119H57ZM87 118H88V120H87ZM134 118V119H133ZM44 119V120H43ZM48 119H50V121L48 120ZM53 121H52V120ZM16 120H18V121H20L19 123H18V121H16ZM38 120V121H37ZM41 122H40V121ZM48 120V121H47ZM65 120V121H64ZM90 120V121H89ZM141 120V121H140ZM14 121H16V122H14ZM55 121V122H54ZM95 121V122H94ZM140 121V122H139ZM229 121H230V123H229ZM14 122V123H13ZM28 122V123H27ZM36 122V123H35ZM39 122H40V124H39ZM46 122V123H45ZM54 122V123H53ZM83 122V123H82ZM154 122V123H153ZM247 122V123H246ZM15 123H16V125H15ZM42 123H45V124H42ZM50 123V124H49ZM75 123V124H74ZM157 123V124H156ZM28 126H27V125ZM34 124H35V126H34ZM38 124H39V126H42V127H39L38 126ZM46 124H48V127H46L47 125ZM54 125V126H52V125ZM50 125H51V128H50ZM57 125V126H56ZM227 125V126H226ZM31 126V127H30ZM45 126V127H44ZM59 126V127H58ZM84 126V127H83ZM177 126V125H176ZM230 126V127H229ZM249 126V127H248ZM15 127V128H14ZM19 127V128H18ZM20 127L22 128V129H20ZM32 128V130L30 129V128ZM37 127H38V129H37ZM54 127V128H53ZM14 128V129H13ZM17 128V129H16ZM26 128H27V131H26ZM33 128H36V129H33ZM66 128V129H65ZM169 128H170V130H171V132H170V130H169ZM229 128H230V130H229ZM247 128V129H246ZM248 128H249V130H248ZM19 129V130H18ZM31 131H30V130ZM41 129V130H40ZM43 129V130H42ZM73 129V130H72ZM142 129V130H141ZM12 130H14V131H12ZM15 130H17V131H15ZM48 130V131H47ZM168 130V131H167ZM19 131V132H18ZM24 132V133H21V132ZM26 131V132H25ZM29 131H30V133H29ZM32 131H33V133H34V135L35 136H32L33 135V133H32ZM43 131H44V133H45V131L48 133V136H47V133L46 134H44L43 133ZM229 131V132H228ZM35 132H37L38 133V135L35 133ZM16 133V134H15ZM21 133V134H20ZM28 133V135H27V137L25 136L26 134ZM32 133V134H31ZM43 133V134H42ZM86 133V134H85ZM232 135H231V134ZM262 133V134H261ZM31 134V135H30ZM39 134H40V136L41 137H39L38 138V136H39ZM119 134V135H118ZM160 134V135H159ZM228 134V135H227ZM255 134H257V135H255ZM18 135V136H17ZM24 135V136H23ZM230 135V136H229ZM23 136V137H22ZM44 136L46 137V138H44ZM82 136V137H81ZM99 136V137H98ZM255 136V137H254ZM22 139H21V138ZM34 137V138H33ZM35 137H37V138H35ZM43 137V138H42ZM230 137V138H229ZM33 138V139H32ZM71 138V139H70ZM233 138V137H232ZM231 138V139H232ZM252 138V139H251ZM107 139V140H106ZM32 141L31 143H30V141ZM35 140H36V142H35ZM37 140H38V144H37ZM21 141V142H20ZM26 141H29V143L28 142H26ZM39 141L41 142V143H39ZM36 144H35V143ZM43 142H44V145H43ZM64 142L66 143L67 142V145L66 144H64ZM81 144H80V143ZM88 142V143H87ZM226 142V144L227 145H229V143H227ZM33 143V144H32ZM30 144H31V146H30ZM43 145L42 147H41V145ZM127 144V145H126ZM264 144V143H263ZM263 144H261L262 145V147H264V145ZM26 145V146H25ZM34 145V146H33ZM64 145H65V147H64ZM40 147L39 149L38 148H36V147ZM67 146V147H66ZM24 147H26V148H24ZM27 147L29 148V149H27ZM34 147V148H33ZM87 147V148H86ZM166 147V148H165ZM31 148H32V150H33V152H32V150H31ZM67 148V149H66ZM86 148V149H85ZM119 148V149H118ZM34 149L37 151V149H38V151L35 153V151H34ZM42 149H43V151H42ZM40 150V151H39ZM71 150H72V152H71ZM113 150V151H112ZM263 150H264V148H263ZM70 151V152H69ZM91 151V152H90ZM112 151V152H111ZM120 151V152H119ZM122 151H124V152H122ZM25 152H26V154H25ZM28 152V153H27ZM41 152V153H40ZM77 152V153H76ZM119 152V153H118ZM8 156L10 157V150L8 149ZM32 153H33V155H32ZM40 153V154H39ZM68 153H70V154H75V155H70V154H68ZM128 153V154H127ZM11 154H12V151H11ZM23 154H25V155H23ZM30 154V155H29ZM41 154H42V157H41ZM64 154V153H63ZM68 154V155H67ZM125 155V156H123V155ZM35 155V156H34ZM38 156V159H37V156ZM70 155V156H69ZM121 157H123V158H121ZM151 155V156H150ZM22 156V157H21ZM25 156V157H24ZM32 156V157H31ZM33 156H34V158H33ZM69 156V157H68ZM84 156V157H83ZM130 156V157H129ZM148 156V157H147ZM20 158V160H17V158ZM28 157H29V159L31 160H28ZM31 157V158H30ZM8 158V157H7ZM18 158V159H19ZM33 158V159H32ZM140 158V159H139ZM4 159V158H3ZM9 159V158H8ZM24 159V160H23ZM25 159H27L26 161H25ZM146 159V160H145ZM39 162H37V161ZM68 160H71V159H68ZM99 160V161H98ZM2 161H4V160H2ZM8 161L9 160H7V162L6 163H8ZM114 161V162H113ZM124 161V162H123ZM24 162V163H23ZM37 162V163H36ZM41 162V163H40ZM96 162V163H95ZM112 163V164H111ZM4 164V163H3ZM25 164V165H24ZM154 165V166H153ZM147 166V167H146ZM151 166V167H150ZM147 170H146V169ZM151 168V169H150ZM96 169V170H95ZM138 169H140V170H138ZM8 170H10V169H8ZM87 170V171H86ZM130 170V171H129ZM146 170V171H145ZM149 170V171H148ZM98 173H97V172ZM142 171V172H141ZM148 171V172H147ZM261 172V174H262V177H263V180H264V165H263V170H261L260 171ZM99 175V177H100V183L98 182V179L96 178V177H98V175ZM125 173V174H124ZM138 175H137V174ZM140 173V174H139ZM150 173V172H149ZM10 174H11V176H10ZM101 174V175H100ZM12 175H13V171L11 172V173H9V175H8V178H10V177H12ZM125 175V176H124ZM132 176H133V178H132ZM135 176V177H134ZM137 176H138V178H137ZM103 177V178H102ZM132 179H131V178ZM142 177V178H141ZM144 177V178H143ZM251 178L255 181V182H257V173H256V171L255 170H253V171H251ZM91 179V180H90ZM102 179V180H101ZM129 179H130V183H127V182H129ZM134 179V180H133ZM137 180H139V181H137ZM87 181V182H86ZM89 181V182H88ZM91 181V182H90ZM105 181V182H104ZM115 181V182H114ZM145 181V182H144ZM109 182V183H108ZM142 182V183H141ZM150 183V184H149ZM87 184H89V185H87ZM107 186H106V185ZM111 184H115V185H118V186H120V189H118V186H117V189L115 190V192H117V193H114V194H112L113 195V197H111L112 195H110V196H108L107 194L109 193L108 191H109V187L108 186H110ZM130 185V187H129V189H128V187L126 186V185ZM149 184V185H148ZM263 184H264V181H263ZM84 185V186H83ZM101 185V186H100ZM88 186H90V190L87 188ZM97 186V187H96ZM104 186V187H103ZM144 187V188H143ZM150 187L153 189V190H151L150 189ZM95 188V189H94ZM124 188L125 189H128V191L127 190H124ZM140 188H142V189H140ZM44 189V188H43ZM107 189H108V191H107ZM144 189V190H143ZM150 189V190H149ZM73 190V191H72ZM89 190V191H88ZM122 190H124V191H122ZM140 190V191H139ZM263 190H264V186H263ZM77 191H79V192H77ZM82 191V192H81ZM97 191V192H96ZM119 191V192H118ZM121 191V192H120ZM71 192H72V195H71ZM78 193V194H75V193ZM102 192V193H101ZM108 192V193H107ZM152 192V193H151ZM97 195H96V194ZM123 193V194H122ZM149 193H150V195H149ZM91 194V195H90ZM115 194H116V196H120V198H119V196L118 197H116L115 196ZM118 194V195H117ZM122 194V195H121ZM125 194V195H124ZM78 197H77V196ZM76 198H75V197ZM90 196V197H89ZM98 196V197H97ZM126 196H127V198H126ZM74 199H73V198ZM64 198H65V201H64ZM86 198V199H85ZM117 198H118V200L120 201V199H122L121 201H120V203H119V205L116 203V201H118L117 200ZM114 199V201L112 202V200ZM126 201H125V200ZM156 199V200H155ZM61 200V201H60ZM72 200V201H71ZM95 200V201H94ZM116 200V201H115ZM151 200V201H150ZM263 200V201H262ZM262 200H261V204H260V228H259V231L261 232H259V248L260 247H262V248H260V249H262L261 251H260V249H258L259 251L257 252V255H258V257H259V259H260V256H262V258L260 259V261L262 260V262H261V264H264V193H263V197H262ZM69 203H67V202ZM71 201V202H70ZM89 201V202H88ZM93 201H94V203H93ZM98 201V202H97ZM64 202V203H63ZM88 202V203H87ZM124 202V203H123ZM59 205H58V204ZM76 203V204H75ZM82 203V204H81ZM90 203H92V205L90 204ZM98 203V204H97ZM100 203H101V205H100ZM153 203H154V205H153ZM1 204H2V206H1ZM57 204V205H56ZM66 204H67V206H66ZM116 204H117V206H116ZM122 204V205H121ZM46 205V204H45ZM56 205V206H55ZM69 205V206H68ZM86 205V206H85ZM90 205H91V207H90ZM96 205V206H95ZM115 205V206H114ZM6 205L3 203V202H1L0 203V207H3V208H0V210L2 211H4L5 209H6V207H5ZM88 206V207H87ZM98 206V207H97ZM157 206V207H156ZM67 207L68 208H70V209H68L67 210ZM72 207H73V209H72ZM78 207H81V208H79L78 209ZM115 207H117V208H114ZM153 207V208H152ZM64 208V209H63ZM157 210H156V209ZM72 209V211H70ZM86 209V210H85ZM155 209V210H154ZM66 210V211H65ZM1 211H0V213H1ZM2 211V212H3ZM65 211V212H64ZM73 211H75V212H73ZM65 214H64V213ZM72 212V213H71ZM67 213V214H66ZM77 213V214H76ZM83 213H85V214H83ZM113 213V214H112ZM156 215H155V214ZM68 214H71V215H73L74 217H70ZM105 214V215H104ZM62 215V216H61ZM63 215H64V217H63ZM66 215V216H65ZM83 215V216H82ZM151 215V216H150ZM76 216V217H75ZM62 217V218H61ZM66 217H67V219H66ZM69 217V218H68ZM78 217V218H77ZM57 218H61L62 219V221L63 222H61V219L59 220V219H57ZM65 218V219H64ZM71 218V219H70ZM73 218H75L76 220H74ZM90 218H91V220H90ZM98 218V219H97ZM68 219H70L71 220V222H69V220ZM92 219H93V221H92ZM108 219V220H107ZM64 220H66L65 221V223H66V225L68 226V224H69V227L71 228H69V227H67L66 225H65V223H64ZM79 220V221H78ZM146 220V221H145ZM72 221H73V223H72ZM75 221V222H74ZM86 221V222H85ZM88 221H89V223H88ZM93 222V223H92ZM107 222V223H106ZM61 223H64V224H61ZM68 223V224H67ZM78 223H79V225H78ZM86 223H88V224H86ZM92 223V224H91ZM101 223V224H100ZM103 223V224H102ZM143 223H144V225H143ZM54 224H56L57 225V227H54V228H52L53 226H54ZM74 224H76L75 226L77 227H75L74 226ZM98 224V225H97ZM100 224V225H99ZM238 224V223H237ZM237 224H236V226H237ZM58 225H60V226H58ZM62 225H64V226H62ZM93 225V226H92ZM102 225V226H101ZM52 226V227H51ZM79 226V227H78ZM96 228H95V227ZM105 226H107V227H105ZM142 226H143V228H142ZM238 226H239V224H238ZM237 226V228H236V230L237 229H239V230H237L236 231V233H237V237H238V235H239V239H240V241H239V239H238V241H239V243L241 244H244V245H242L241 244V249H240V254L238 253V255H240L241 256V254H242V256H241V258L242 259H244V260H246V259H249L250 258V255H251V251L252 250H249V249H251L250 247H248V245L250 246V244H247V243H249V241L248 240H246V238H249L248 237V235L244 232V230L242 231L241 230V226L240 227H238ZM75 227V228H74ZM103 227V228H102ZM151 227V228H150ZM64 228H66V229H64ZM81 228V229H80ZM141 228H142V230H141ZM41 229H42V231H41ZM44 229H46V228H44ZM52 229H53V231H52ZM68 229V230H67ZM74 229H76V231L74 230ZM80 229V230H79ZM105 229V230H104ZM51 232H50V231ZM82 230V231H81ZM87 230H89V232H91V234L90 233H87ZM95 230V231H94ZM102 232V233H100V231ZM113 230V231H112ZM160 230V231H159ZM40 231H41V233H40ZM43 231H45L44 233H47L48 231V239H47V235L46 234H44L43 233ZM47 231V232H46ZM63 231V232H62ZM68 231V233L66 234V232ZM74 231V232H73ZM239 231H240V233H239ZM53 232V233H52ZM64 235H66V236H62L63 234ZM82 232V233H81ZM94 232V233H93ZM243 232V233H242ZM38 233H40V234H38ZM42 233H43V235H42ZM52 233V235H50ZM71 235H74L75 237H78V234H79V236H80V238L78 237V239L76 238V240L74 241V242H72V243H74V244H76V246L73 244L72 245V247H71V250L67 247V242L66 241H68V237L69 236H71ZM104 233V234H103ZM142 233V234H141ZM161 233V234H160ZM69 234V235H68ZM77 234V235H76ZM88 234H90V235H88ZM154 234V235H153ZM241 234H242V236H241ZM37 235V236H36ZM45 235V236H44ZM147 237H146V236ZM247 235V236H246ZM32 238H31V237ZM40 236V237H39ZM46 237L45 239L43 238L42 239V237ZM50 236V237H49ZM68 236V237H67ZM82 236V237H81ZM87 236V237H86ZM92 236V237H91ZM157 236V237H156ZM159 236H161V237H159ZM241 236V237H240ZM96 237H98L99 238V240H98V238H96ZM245 237V238H244ZM24 238V239H23ZM36 238V239H35ZM49 238H50V240H49ZM88 238H89V240L90 241H88ZM100 238H101V240H100ZM40 239V240H39ZM52 239V240H51ZM80 239V240H79ZM94 239H95V242L97 241V242H99V243H94L93 241H94ZM97 239V240H96ZM159 239V240H158ZM32 240V241H31ZM86 241V244L84 243V242H82V241ZM148 240V242H146ZM161 240V241H160ZM245 240V241H244ZM39 241H40V244H39ZM44 243H42V242ZM45 241V242H44ZM47 241V242H46ZM48 241H52L53 242V244H51L50 242H48ZM79 243H78V242ZM88 241V242H87ZM92 241V242H91ZM37 242V243H36ZM151 242V243H150ZM244 242V243H243ZM245 242H246V247H245ZM49 243V244H48ZM56 243V242H55ZM61 243H63L62 245H64V246H62L61 245ZM88 243V244H87ZM90 243V244H89ZM94 243L95 245L93 246L92 244ZM159 243V244H158ZM26 244V245H25ZM47 244V245H46ZM105 244V245H104ZM39 245V246H38ZM43 245H44V247H43ZM47 247H46V246ZM97 245H99V246H97ZM25 246V247H24ZM29 246V247H28ZM61 246H62V248H61ZM74 246H75V248H74ZM104 246V247H103ZM149 246V247H148ZM244 248H243V247ZM28 247V248H27ZM49 247H51V248H49ZM67 248V250H66V248ZM83 247V248H82ZM87 247V248H86ZM89 247V248H88ZM94 247V248H93ZM95 247H96V249H95ZM161 247V248H160ZM65 248V249H64ZM73 248V249H72ZM79 248V249H78ZM247 250H246V249ZM28 249V250H27ZM31 249V250H30ZM61 249H62V251H61ZM69 249V250H68ZM76 249H77V251H76ZM85 249V250H84ZM93 251H92V250ZM148 249H149V251H148ZM154 249V250H153ZM244 249V250H243ZM49 250H51V251H49ZM89 250V251H88ZM91 250V251H90ZM249 250V251H248ZM44 251V252H43ZM45 251L47 252V253H45ZM75 251V252H74ZM81 251V252H80ZM242 251H245V252H242ZM29 252V253H30ZM64 252V253H63ZM67 252V254L70 252V253H72V254H65ZM75 253V257H74V253ZM246 252H247V254H246ZM260 252V253H259ZM261 252H262V254H261ZM50 255H49V254ZM79 255H78V254ZM81 253V254H80ZM85 253H88L89 254V257H90V259H93L94 261H92V260H90L89 259V257H88V254L86 255ZM93 253V254H92ZM165 253V254H164ZM169 253V254H168ZM250 253V254H249ZM47 254V255H46ZM78 256H77V255ZM82 254H84V256H82L81 257V255ZM45 255V256H44ZM64 255H65V258H64ZM70 255V256H69ZM98 255V256H97ZM245 255H246V257H245ZM42 256V255H41ZM49 256V257H48ZM62 256V257H61ZM69 256V257H68ZM72 256V257H71ZM86 256V257H85ZM166 256V257H165ZM236 256L237 255H235V254H231V255H229L228 256V259H229V261H231V260H235L236 259ZM68 257V258H67ZM77 257V258H76ZM238 257V256H237ZM248 257V258H247ZM49 258V259H48ZM75 258V259H74ZM79 258V259H78ZM81 258V259H80ZM84 258H86V259H88V260H86V259H84ZM48 259V260H47ZM65 259V260H64ZM75 261H73V260ZM168 260V262H167V260ZM171 259V260H170ZM30 260H31V258L28 260L29 262H28V264H32V260H31V262H30ZM40 260H41V262H40ZM67 260V261H66ZM71 260V261H70ZM84 260H86V261H84ZM66 261V262H65ZM78 261V262H77ZM165 261V262H164ZM173 263H172V262ZM49 262V263H48ZM91 262V263H90ZM93 262V263H92ZM39 263H37V264H39ZM86 264V263H85Z\"/></svg>",
	"mask_w": 264,
	"mask_h": 264
}]
</instances>
